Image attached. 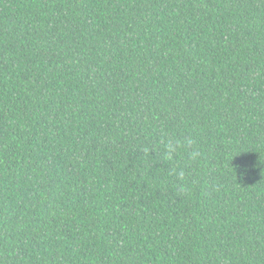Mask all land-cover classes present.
<instances>
[{"label":"trees","instance_id":"trees-1","mask_svg":"<svg viewBox=\"0 0 264 264\" xmlns=\"http://www.w3.org/2000/svg\"><path fill=\"white\" fill-rule=\"evenodd\" d=\"M0 264H264V0H0Z\"/></svg>","mask_w":264,"mask_h":264},{"label":"clouds","instance_id":"clouds-1","mask_svg":"<svg viewBox=\"0 0 264 264\" xmlns=\"http://www.w3.org/2000/svg\"><path fill=\"white\" fill-rule=\"evenodd\" d=\"M161 144H162V159L169 162H172L175 159L180 149H184L185 151H188L189 158L192 161H196L201 155L197 147L196 140L191 137L185 138L183 141L177 140L175 138H169L167 140H162ZM145 151L148 152L149 150L145 149ZM183 176H184V172L179 171L178 177L182 179Z\"/></svg>","mask_w":264,"mask_h":264}]
</instances>
